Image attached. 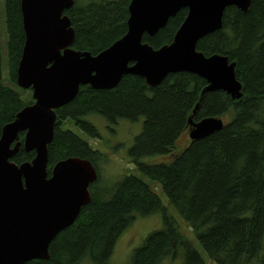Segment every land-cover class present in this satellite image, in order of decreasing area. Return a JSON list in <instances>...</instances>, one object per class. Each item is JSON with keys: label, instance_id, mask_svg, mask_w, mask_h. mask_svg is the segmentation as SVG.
<instances>
[{"label": "trees", "instance_id": "1", "mask_svg": "<svg viewBox=\"0 0 264 264\" xmlns=\"http://www.w3.org/2000/svg\"><path fill=\"white\" fill-rule=\"evenodd\" d=\"M130 2L85 0L81 5L74 0L65 12L74 30L72 49L96 56L122 38L127 32ZM186 15V9L179 11L155 35H143L142 43L154 50L169 45ZM3 17L10 82L16 86L25 42L20 0H4ZM196 51L205 57L224 56L236 64L235 77L242 85L240 99L223 91H204L206 81L187 72L169 74L154 87L141 77L124 75L112 89L80 86L77 96L56 112L53 139L47 147L48 176L59 161L76 157L91 162L97 180L89 186V203L51 241L48 258L25 264H80L84 259L109 264L117 240L132 222L155 213L162 214L163 227L135 250L131 264H161L182 249H186L183 264H205L196 251L186 248L176 221L140 178L123 176L109 195L99 177L103 155L64 128L68 125L97 136L94 126L85 120L90 114L112 125L143 119L129 156L141 174L161 187L211 261L264 264V0H249L246 12L226 8L221 28L203 36ZM1 61L0 52V135L32 103L30 91L19 94L1 84ZM205 118L221 120L223 128L198 140L189 139L186 147L178 143L184 149L169 163L140 161L171 154L180 136L189 135L188 121L195 124ZM23 138L19 134L21 145L11 159L16 165L31 162L35 156L24 150Z\"/></svg>", "mask_w": 264, "mask_h": 264}, {"label": "water", "instance_id": "2", "mask_svg": "<svg viewBox=\"0 0 264 264\" xmlns=\"http://www.w3.org/2000/svg\"><path fill=\"white\" fill-rule=\"evenodd\" d=\"M73 5L74 0H20L25 42L15 82L32 91L33 102L1 130L0 264L47 259L51 241L90 201L89 186L97 179L91 162L69 157L47 173L56 111L77 96L80 86L108 90L124 75H134L154 87L169 74L187 72L206 81V92L223 91L235 100L242 96L236 64L220 55L205 57L196 44L221 28L226 8L246 12L249 0H131L126 34L96 56L72 49L74 30L65 11ZM183 9L187 15L169 45L154 50L142 43L143 35H155ZM188 124L190 140L223 128L217 118ZM22 132L24 150L35 156L16 165L11 159Z\"/></svg>", "mask_w": 264, "mask_h": 264}, {"label": "rangeland", "instance_id": "3", "mask_svg": "<svg viewBox=\"0 0 264 264\" xmlns=\"http://www.w3.org/2000/svg\"><path fill=\"white\" fill-rule=\"evenodd\" d=\"M84 2L85 0H79L81 5H83ZM3 15L4 0H0V52L2 58L1 84L4 87L16 90L17 93L21 94V90L25 91L26 89H18L17 85L14 86L10 82L8 61L6 57L7 36L5 33ZM24 98L25 95L23 94V99ZM85 120L94 126L97 136H91L81 131L79 128H74L68 125L64 128H69L81 139L86 141L93 150H96L103 155L104 158L98 164L99 177L106 186L108 192H110L114 184L120 182L122 177L125 175H134L140 178L156 193L162 202L163 207L166 209L167 214L176 221L179 230L185 239L186 248L188 250L196 251L201 256L205 264H215L202 249L194 232L188 226L187 222L179 215L177 210L170 205L169 200L163 193L161 187L141 174L135 163H133V158L129 156V150L134 146L136 138L142 131L143 119H139L137 122L120 120L117 124L112 125L109 124L103 117L96 114H90L85 117ZM223 121L226 122L227 120L224 119ZM188 142V134L184 133L180 136V139L176 141L171 154L165 156L147 157L141 159L140 161L148 164L169 163L174 156L178 155L184 149L179 148V146L183 147L188 145ZM111 194L112 192H110L109 195ZM162 227L163 216L161 213H155L146 217H137L117 240L109 264H131V259L135 250L143 244L150 234L161 230ZM185 254L186 249L177 251L174 256L164 258L161 264H183ZM80 264H91V262L88 259H84Z\"/></svg>", "mask_w": 264, "mask_h": 264}, {"label": "flooded vegetation", "instance_id": "4", "mask_svg": "<svg viewBox=\"0 0 264 264\" xmlns=\"http://www.w3.org/2000/svg\"><path fill=\"white\" fill-rule=\"evenodd\" d=\"M19 134H21V133H19ZM12 147H13V145H12Z\"/></svg>", "mask_w": 264, "mask_h": 264}]
</instances>
